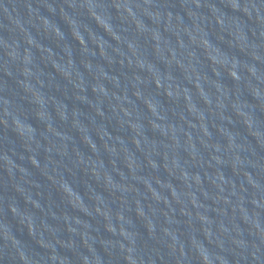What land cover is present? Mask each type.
Listing matches in <instances>:
<instances>
[{"label":"water","instance_id":"obj_1","mask_svg":"<svg viewBox=\"0 0 264 264\" xmlns=\"http://www.w3.org/2000/svg\"><path fill=\"white\" fill-rule=\"evenodd\" d=\"M45 264H264V0L174 2Z\"/></svg>","mask_w":264,"mask_h":264}]
</instances>
